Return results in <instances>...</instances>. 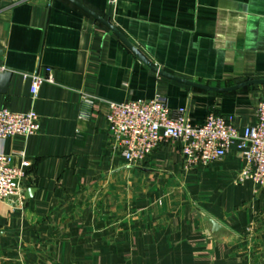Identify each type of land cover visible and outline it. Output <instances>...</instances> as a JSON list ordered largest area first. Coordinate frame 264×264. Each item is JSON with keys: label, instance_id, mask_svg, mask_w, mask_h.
<instances>
[{"label": "crops", "instance_id": "crops-1", "mask_svg": "<svg viewBox=\"0 0 264 264\" xmlns=\"http://www.w3.org/2000/svg\"><path fill=\"white\" fill-rule=\"evenodd\" d=\"M78 1L105 18L111 8L110 22L169 74L214 87L264 79V0ZM0 67L12 72L0 108L41 122L0 139L13 165L19 151L31 162L21 186L34 189L23 204L0 198V264H264V186L237 182L236 143L206 167L186 168L177 141L130 164L107 119V101L160 96L192 124L231 114L243 131L264 84L215 92L161 75L69 0H0ZM48 69L54 81L34 99L24 74Z\"/></svg>", "mask_w": 264, "mask_h": 264}, {"label": "built area", "instance_id": "built-area-1", "mask_svg": "<svg viewBox=\"0 0 264 264\" xmlns=\"http://www.w3.org/2000/svg\"><path fill=\"white\" fill-rule=\"evenodd\" d=\"M115 0H110L113 4ZM0 70H5L0 67ZM32 79L31 94L35 99L41 86L54 81L52 70L46 75L25 73ZM84 102L94 103L96 97L83 95ZM107 115L112 146L130 164L146 160L160 145L177 141L186 168L209 166L223 159L235 143L241 150L246 164L237 177L238 183L252 180L264 186V98L260 100L256 121L240 131L234 116L208 113L201 124H192L185 108L172 111L164 98L107 101ZM88 117L87 114H82ZM41 129L40 116L35 110L15 112L0 108V139L21 136L28 138ZM20 166L13 165V155L0 152V198L16 199L23 204L26 195L21 180L31 162L24 152Z\"/></svg>", "mask_w": 264, "mask_h": 264}, {"label": "water", "instance_id": "water-1", "mask_svg": "<svg viewBox=\"0 0 264 264\" xmlns=\"http://www.w3.org/2000/svg\"><path fill=\"white\" fill-rule=\"evenodd\" d=\"M69 1L74 3L75 5H77L78 7H80L81 9L86 11L87 13H89L90 15L94 16L97 20L101 21L106 26H108L128 47H130L132 49V51H134V53L144 63H146L149 67H151L154 71L158 72L161 75L167 76L169 78H172L174 80L180 81V82L185 83V84H188L190 86H194V87L205 89V90L215 91V92L232 91V90H237L239 88H243V87H246V86L264 84V79H252V80L244 81V82H241L239 84H236V85H233V86H230V87H214V86H210V85H207V84L191 81V80H188V79L180 78L178 76L169 74V73L159 69L158 67H156L153 63H151L135 47V45L110 22L109 17H110V14H111V8L109 9L107 18H105V17L99 15L98 13H96L95 11H93L92 9H90L89 7H87L86 5L82 4L78 0H69ZM11 76H12V72L11 71H8V70L2 71V72L0 71V80H2V82H3V86L0 89L2 92H6L7 86H8V83H9V79L11 78ZM33 192H34V189L30 188L27 191L26 196H31L30 194H33ZM206 221L211 226L212 233L216 234V233H220V232L224 231V226L221 223H219L218 221H216L215 219L206 218Z\"/></svg>", "mask_w": 264, "mask_h": 264}]
</instances>
